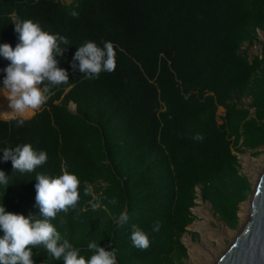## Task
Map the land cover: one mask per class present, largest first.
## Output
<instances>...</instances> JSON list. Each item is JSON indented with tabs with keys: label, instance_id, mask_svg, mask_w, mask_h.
<instances>
[{
	"label": "trees",
	"instance_id": "16d2710c",
	"mask_svg": "<svg viewBox=\"0 0 264 264\" xmlns=\"http://www.w3.org/2000/svg\"><path fill=\"white\" fill-rule=\"evenodd\" d=\"M28 19L69 39L57 57L69 82L52 87L22 127L0 117V170L8 176L0 206L39 215L35 176L66 169L92 185L101 207L93 211L81 187L78 207L52 223L86 258L93 241L115 249L117 264L183 263L181 236L198 194L237 226L239 203L252 189L238 152L264 145V41L255 53L242 48L264 31V0H0V44L15 48L14 22ZM87 41L114 43V72L89 80L72 68ZM9 63L0 55V85ZM26 143L46 151L48 161L22 175L2 149ZM125 210L129 222L118 228ZM133 224L148 233L147 250L132 245ZM33 251L35 264H64Z\"/></svg>",
	"mask_w": 264,
	"mask_h": 264
},
{
	"label": "clouds",
	"instance_id": "9594fccd",
	"mask_svg": "<svg viewBox=\"0 0 264 264\" xmlns=\"http://www.w3.org/2000/svg\"><path fill=\"white\" fill-rule=\"evenodd\" d=\"M71 15L78 17L79 13L73 10ZM14 23L19 43L15 48L9 43L0 44V55L10 61L3 70L6 76L0 91L10 101L11 119L16 121L17 127H22L25 124L24 117L30 110L38 111L47 103L52 87L68 84L69 73L59 67L57 57L64 54L70 41L65 36L43 30L38 22L31 19ZM72 68H78L84 78L89 80L99 78L101 73L114 72L117 68L114 43L106 41L101 47L95 41H87L75 52ZM193 139L203 140V136L197 134ZM2 151V159L11 160L14 171L22 175L35 172L48 161L47 152L36 150L30 143L4 148ZM61 172L55 177L42 173L35 176V206L39 208V215L33 213L26 216L6 211L3 205L0 206V230L3 231L0 237V264H35L34 249H43L52 259H62L64 264H117L115 249L109 251L93 241L87 246L93 254L86 258L80 254V249L62 238L52 223L58 214L68 213L78 207L81 187L84 196L92 197L89 201L91 209L97 211L101 207L91 184L84 181L82 185L80 178L66 169L62 168ZM0 184H8V176L3 170H0ZM111 203L115 204L116 200L113 199ZM129 219L126 210L121 212L115 218L116 226L124 227ZM159 229L160 224L157 222L153 231ZM129 239L140 250H147L151 245L148 233L135 224L131 226Z\"/></svg>",
	"mask_w": 264,
	"mask_h": 264
},
{
	"label": "rangeland",
	"instance_id": "374dc122",
	"mask_svg": "<svg viewBox=\"0 0 264 264\" xmlns=\"http://www.w3.org/2000/svg\"><path fill=\"white\" fill-rule=\"evenodd\" d=\"M259 41H264V31L260 29L258 30V41L252 44L244 43L242 48L246 49L249 53H255L259 49ZM2 86L0 85V87ZM243 99L248 101L247 98ZM0 100V106L3 104L2 107L4 108H0V117L9 118L13 114L6 112L3 114L2 111L10 109V101L7 97L1 98ZM70 104L72 107L73 103L70 102ZM223 111L224 108L219 106L217 113L220 115ZM33 113L32 111L29 116ZM25 117H28V115H25ZM238 158L240 171L249 177L253 188L264 166V145L247 148L242 152H238ZM196 191L198 194V187ZM248 197L239 203V222L236 227L231 228L223 222L211 204L207 200H203L198 194L195 198L196 204L191 207L195 218L186 226L187 231H184L181 236V240L186 245L188 253V256L184 258L181 264H212L248 219Z\"/></svg>",
	"mask_w": 264,
	"mask_h": 264
},
{
	"label": "water",
	"instance_id": "95a60500",
	"mask_svg": "<svg viewBox=\"0 0 264 264\" xmlns=\"http://www.w3.org/2000/svg\"><path fill=\"white\" fill-rule=\"evenodd\" d=\"M248 198V219L212 264H264V166Z\"/></svg>",
	"mask_w": 264,
	"mask_h": 264
},
{
	"label": "bare ground",
	"instance_id": "6f19581e",
	"mask_svg": "<svg viewBox=\"0 0 264 264\" xmlns=\"http://www.w3.org/2000/svg\"><path fill=\"white\" fill-rule=\"evenodd\" d=\"M2 87H3V86H2ZM2 87H0V89H2ZM4 97H6V96L3 94L2 91H0V99H1V98H4ZM0 101H1V100H0ZM2 105H3V104H1L0 108L4 109V108L2 107ZM5 108H6V107H5ZM11 111H12V109L10 108V109H8L7 111H4V110H3L2 113H3V114H5V112H6V113H10ZM31 112H32V111L30 110L26 115H29ZM10 114H11V113H10Z\"/></svg>",
	"mask_w": 264,
	"mask_h": 264
}]
</instances>
